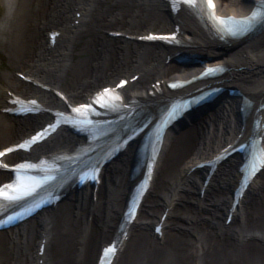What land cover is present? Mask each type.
Segmentation results:
<instances>
[{
    "label": "bare ground",
    "instance_id": "6f19581e",
    "mask_svg": "<svg viewBox=\"0 0 264 264\" xmlns=\"http://www.w3.org/2000/svg\"><path fill=\"white\" fill-rule=\"evenodd\" d=\"M217 2L222 13L243 14L253 5L251 0ZM75 7L82 13V23L77 27L72 25ZM179 18L184 38H195L180 50L201 55L205 63L225 65L228 71L218 78L222 86L240 88L254 99L264 95V25L251 39L222 42L192 13L183 11ZM172 27L168 6L161 0H0V66L15 67L12 72H0V107L6 103L8 90L37 97L48 106L64 105L53 93L22 82L13 73L17 71L59 90L75 103L96 87L130 72L128 77L135 72L141 76L124 88L126 98L136 95L142 101L157 102L180 93L163 89L150 97L145 86L154 79H171L174 72L188 78L197 63L166 64L167 48L108 34L166 32ZM52 29L61 30L62 36L53 49H48L45 34ZM221 100L226 104H219ZM239 101L238 96L222 93L214 100V110L201 113L199 108L195 114H185L181 119L184 128L176 131L175 124L166 131L151 189L114 264H264V169L245 192L241 210L238 213L237 209L228 225L224 222L226 214L219 223L218 212L226 211L230 201L236 157L220 164L202 199L197 192L203 169L186 174L190 164L224 146L239 130ZM45 119L47 116L17 118L0 113V147L31 132ZM74 141L73 134L60 130L36 154L66 148ZM131 155L132 146H128L103 168L95 202L91 188L74 191L55 209L42 210L24 223L0 231V264H95L100 245L110 238L119 218L128 190ZM6 177L0 172V182ZM148 197V208L143 209ZM168 205L173 206L159 238L152 226ZM42 231L46 232L47 244L43 256H38L37 240Z\"/></svg>",
    "mask_w": 264,
    "mask_h": 264
},
{
    "label": "snow or ice",
    "instance_id": "6c2138e0",
    "mask_svg": "<svg viewBox=\"0 0 264 264\" xmlns=\"http://www.w3.org/2000/svg\"><path fill=\"white\" fill-rule=\"evenodd\" d=\"M181 2L185 5V6H188V7H193L197 4L198 0H181ZM200 2L202 3H205L207 8L209 9V15L212 16L213 19H216L218 21V23H223L224 22V18H217L215 17L214 15H212L214 13V9H215V5L213 4V0H200ZM230 19V18H229ZM256 17L255 15H253L252 17H250L248 20L246 21H243L242 23H244L245 25H247V27H244V28H236V29H227V32L228 34L230 35H233V36H237V35H241V34H244L246 33L248 30H249V27H250V24H251V21L252 20H255ZM150 39L151 38H154V37H149ZM209 71H215L214 69L213 70H209ZM123 84L124 82H121L120 85H118L117 87H123ZM114 92V89H108V88H105L102 90V92H99L96 94V96L94 97V99L92 101L89 102V105L88 106H81V107H90V105L92 103H95L96 100H100L101 101V106H106L104 103H103V99L105 96H107L108 94ZM14 103L16 101H13ZM32 103L34 104L35 101H32ZM75 111H79V109H76ZM38 138H39V134L37 137H33L32 138V141L33 143L37 142L38 141ZM18 147L20 148H23L24 145L23 144H20L18 145ZM14 149L13 148H9L7 149V151L11 152L13 151ZM4 153H0V156H3ZM12 190H15L14 186L10 189V186H0V201L2 200H10V201H15V200H18L22 197H19V196H12L10 194V191ZM27 194V193H25ZM38 207V205H37ZM10 220L12 219L11 217L9 218ZM0 223H2V221H0ZM157 231H159V229H157ZM107 251L109 252H114L115 249L114 248H109L107 249Z\"/></svg>",
    "mask_w": 264,
    "mask_h": 264
},
{
    "label": "rangeland",
    "instance_id": "374dc122",
    "mask_svg": "<svg viewBox=\"0 0 264 264\" xmlns=\"http://www.w3.org/2000/svg\"><path fill=\"white\" fill-rule=\"evenodd\" d=\"M116 28H119V27H116ZM151 29H154L155 30V28L153 27V26H151L150 27ZM82 29H85V26H83L82 27ZM7 65H5V66H3V65H1L0 67H1V69H0V72L1 73H6V72H10V70H11V72H12V69L13 68H15V67H9V66H7ZM12 68V69H11ZM21 68L20 67H17V70H20ZM14 73V72H13ZM15 75V74H14ZM148 82V81H147ZM65 83V81L63 82V84ZM146 83V82H145ZM101 84V83H100ZM144 84V83H143ZM222 102H219V104L220 103H223V104H226V102H224L223 100H221ZM216 106H217V104H216V102L215 103H213V108H210L209 106H207V107H205L202 111H200L201 113H206V112H209V111H212V110H214L215 108H216ZM188 119H190V120H192L193 119V117H191V116H188ZM185 127V124L183 123V122H181L180 124H177V125H175V128H176V131H179V130H181L182 128H184ZM0 145H2V144H0ZM263 175V174H262ZM262 175H260V176H258V178H257V180H258V182H259V180H261V177H262ZM198 182H197V184L199 183V178H198V180H197ZM194 190V189H193ZM153 195V192H150V196H152ZM67 200V199H66ZM148 205H149V197H148V199H146V202L144 203V205H143V209H147L148 208ZM48 213H49V211H48ZM218 216H219V218H218V221H219V223L222 221V218H223V215H222V213H220V212H218ZM144 220H142V219H140V222H143ZM238 223H239V221H238ZM235 225H233L232 227H234ZM136 229H137V227H136ZM238 228L237 227H234V230L236 231ZM52 249H53V247H52Z\"/></svg>",
    "mask_w": 264,
    "mask_h": 264
}]
</instances>
